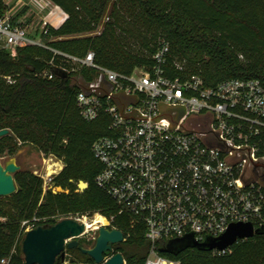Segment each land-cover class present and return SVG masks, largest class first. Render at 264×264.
<instances>
[{
  "label": "built area",
  "instance_id": "built-area-1",
  "mask_svg": "<svg viewBox=\"0 0 264 264\" xmlns=\"http://www.w3.org/2000/svg\"><path fill=\"white\" fill-rule=\"evenodd\" d=\"M5 5L0 51L14 57L20 47L39 46L61 56L63 64L51 62L52 70L38 76L51 80L53 70L67 73L77 88L80 116L88 122L107 119V134L92 146L100 165L95 184L118 208L111 224L123 216L131 229L143 230L151 245L144 264H180L162 255L160 242L192 236L202 244L221 238L233 225L264 228L261 80L237 78L208 86L183 64L170 65V45L165 40L159 42L147 67L121 74L97 64L94 52L77 58L45 44L51 29H59L68 18L53 1L5 0ZM26 12V18L34 15L41 21L33 35L21 19ZM174 72L177 75L170 76ZM50 158L44 159L47 171L36 174L43 181L44 194L61 190L53 188L59 175L53 168L59 163L49 165L54 162ZM39 222L36 218L23 222V238ZM111 230L118 229L112 225ZM234 246L212 252L228 255ZM2 264H9V259Z\"/></svg>",
  "mask_w": 264,
  "mask_h": 264
},
{
  "label": "trees",
  "instance_id": "trees-1",
  "mask_svg": "<svg viewBox=\"0 0 264 264\" xmlns=\"http://www.w3.org/2000/svg\"><path fill=\"white\" fill-rule=\"evenodd\" d=\"M68 16L46 39L55 51L84 58L95 53L96 63L131 74L147 67L159 42L170 45V65L183 64L188 73L203 77L208 86L229 79H259L264 83V0H51ZM7 11L0 0V18ZM100 28L102 32L92 36ZM91 35V36H90ZM62 38L61 40H57ZM60 66L64 58L39 46L20 47L16 56L0 51V158H13L25 145L55 154L66 168L53 180L63 193L43 192V181L33 173L14 175L17 192L10 197L14 214L7 220L0 209V264H25L22 223H58V214L104 203L109 219L118 213L115 202L95 184L100 165L92 153L94 142L107 134L108 121L88 122L76 106L77 88L71 76L49 80L38 75ZM172 73L170 76H176ZM78 180L92 193L79 200ZM69 192V194H67ZM4 219V221H1ZM47 220V221H43ZM113 227L125 241L113 246L126 264H144L150 242L140 228L131 229L127 217L117 216ZM173 241L160 242L162 255L180 264H264V234L240 241L224 256L187 248L168 252ZM82 246V244H80ZM73 261L95 264L79 250H68ZM58 257L55 264H63Z\"/></svg>",
  "mask_w": 264,
  "mask_h": 264
},
{
  "label": "water",
  "instance_id": "water-1",
  "mask_svg": "<svg viewBox=\"0 0 264 264\" xmlns=\"http://www.w3.org/2000/svg\"><path fill=\"white\" fill-rule=\"evenodd\" d=\"M52 73L58 77L66 74L59 70ZM9 130L0 131V139L8 136ZM20 171L16 158H11L5 165L0 159V198L13 196L17 192L14 175ZM86 231V225L77 220L65 219L54 225L39 226L28 232L22 241V251L25 264H55L58 257L64 256L66 250H79L90 257L95 264H126L124 256L120 253L113 254V246L125 241L123 232L111 230L102 226L93 248L88 249L76 240ZM264 234V228L254 230L249 224L233 225L229 231L219 239H209L198 244L192 236L174 240L168 250L170 253L187 248H197L203 251H224L234 246L238 240L252 239ZM72 239V240H71ZM107 259V260H106ZM63 264H80L70 261Z\"/></svg>",
  "mask_w": 264,
  "mask_h": 264
},
{
  "label": "rangeland",
  "instance_id": "rangeland-1",
  "mask_svg": "<svg viewBox=\"0 0 264 264\" xmlns=\"http://www.w3.org/2000/svg\"><path fill=\"white\" fill-rule=\"evenodd\" d=\"M27 16L28 14L26 12L24 13V15L21 16V19L25 20L26 29L33 35L35 34L36 29H38V24L41 21L39 18H36L34 15H31V16L29 15V17L26 18ZM54 25H57V23H54ZM101 32H102V28H100L96 33L91 34V35L92 36L98 35ZM61 39L62 38H59L57 40H61ZM55 40L56 39L53 38L49 41H45V44L49 48H51L49 43ZM24 47H28V46H24ZM50 157H54V162L53 161L50 162L49 165H53L54 163L55 164L59 163V164H56L53 169L57 170L59 174H61L66 168L65 161L59 158L55 154H46L45 152L37 151L31 145H25L19 150L16 156H14V158H16L17 160V164L20 166L19 173H33L34 175L43 174L45 173V171H47L48 166L45 165L44 159L49 161V159H51ZM0 159L3 165H5L11 158L5 156ZM50 172H52V169H49V173ZM75 184L77 185V189L75 193L79 196V200L85 199L87 195L92 193L91 191L92 186H90L88 182L83 181V180H78V182H76ZM54 187L55 186L53 185V188ZM49 191L51 190H48L45 194H47ZM61 193H63V189L56 190V193L54 194H61ZM67 194H69V192H67ZM0 209L3 211V213H5L4 216H6L7 220L8 219L10 220L12 215L15 212L11 205L10 197L0 198ZM0 217H3V215H1ZM98 217L105 218L107 220V225L99 224L96 227L94 226L88 230V233L85 236L80 237L79 239H76L80 244H82L84 248L91 249L95 245V241H93L92 238L94 237L97 238L98 236V233H96L98 232L97 229L102 226L108 227L109 229L112 228V224L110 223V219H109V209L107 205H105L104 203H97L95 205L92 204L91 206L83 207L82 210L60 213L57 215L56 218L58 219L59 222L65 219H73V220L79 221L80 223H86V224L93 225L98 219ZM69 257H73V256L70 253H68L67 255L64 254V256H62V261L64 263H67L68 262L67 260L69 259Z\"/></svg>",
  "mask_w": 264,
  "mask_h": 264
},
{
  "label": "bare ground",
  "instance_id": "bare-ground-1",
  "mask_svg": "<svg viewBox=\"0 0 264 264\" xmlns=\"http://www.w3.org/2000/svg\"><path fill=\"white\" fill-rule=\"evenodd\" d=\"M99 224L107 225V220L105 218H103V217H98V219L96 220V222L93 225L85 223L87 229H90V228H92L94 226L96 227Z\"/></svg>",
  "mask_w": 264,
  "mask_h": 264
}]
</instances>
